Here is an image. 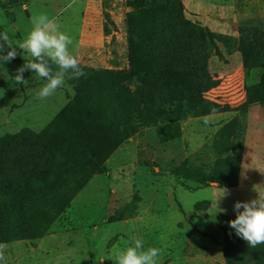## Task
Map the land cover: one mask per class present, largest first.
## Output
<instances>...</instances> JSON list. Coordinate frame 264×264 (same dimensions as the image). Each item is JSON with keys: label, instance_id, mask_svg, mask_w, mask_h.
<instances>
[{"label": "rangeland", "instance_id": "1", "mask_svg": "<svg viewBox=\"0 0 264 264\" xmlns=\"http://www.w3.org/2000/svg\"><path fill=\"white\" fill-rule=\"evenodd\" d=\"M166 1L0 0V31L22 42L32 17L45 14L73 39L70 51L85 73L40 99L46 81L35 73L26 70L23 85L10 78L30 59L23 50L0 62V137L47 130L53 155L30 159L42 148L30 138L3 155L7 264H114L110 258L133 237L162 250L158 264H228L225 254L254 264L228 221L235 202L264 192V0H181L184 18L206 36L213 86L198 100L150 72L168 47L150 24L169 17ZM76 95L122 134L109 155L87 130L56 122ZM35 163L49 175L32 178ZM244 169L241 184L257 194L223 186L238 185ZM222 189L228 194L218 200Z\"/></svg>", "mask_w": 264, "mask_h": 264}, {"label": "trees", "instance_id": "2", "mask_svg": "<svg viewBox=\"0 0 264 264\" xmlns=\"http://www.w3.org/2000/svg\"><path fill=\"white\" fill-rule=\"evenodd\" d=\"M164 7V8H163ZM164 13L169 16H163L155 19L151 18L152 33L161 35L165 38V45L167 50L165 56L159 66L150 72L156 75L155 79L159 83L169 85H180L185 89L192 99L199 98V95L207 91L213 86L211 75L207 69V52H206V36L203 32L198 31L196 27L184 18L182 12L181 0H167L163 6ZM151 12V11H150ZM180 38L181 43L172 45L167 38ZM180 66V72L172 73L169 67ZM168 68V69H166ZM123 73V72H122ZM56 122L63 123L70 129L75 127H82L87 130L91 138L97 141L101 146V153L109 155L122 142V134L111 127L112 123L98 122L94 119L90 108L87 107L86 102H83L81 96L76 95L69 99L65 108L60 112L56 118ZM46 132L34 134L29 130H23L19 134H4L0 137V175L3 172L2 158L4 154L10 152L11 146L21 139H31L33 141L30 145H40L42 148L35 154L29 153L30 159H44V154L53 156L49 153L52 148L46 144ZM24 142V141H20ZM25 143V142H24ZM20 167L24 165L18 155ZM30 169L32 178H43L49 175L48 171L39 173L35 168ZM1 177V176H0ZM238 183L237 179L224 183L223 186L234 187ZM199 203H195L197 208ZM220 221V220H219ZM218 221V222H219ZM242 240V239H240ZM236 251L240 252V246H237ZM254 264H264V244H260L255 248L250 247ZM227 253V252H226ZM228 264H234L231 257L225 254Z\"/></svg>", "mask_w": 264, "mask_h": 264}, {"label": "clouds", "instance_id": "3", "mask_svg": "<svg viewBox=\"0 0 264 264\" xmlns=\"http://www.w3.org/2000/svg\"><path fill=\"white\" fill-rule=\"evenodd\" d=\"M32 27L22 42L15 43L7 31H0V62H10L17 56V47L30 59L10 77L14 84H26L23 73L30 70L46 81L37 92L40 99H46L62 87L65 79H77L85 73L70 46L73 39L60 31L55 19L45 14L32 17ZM5 49H7L5 54ZM207 123V121H205ZM228 194L222 189L218 200ZM217 200V201H218ZM217 204V203H216ZM218 211H224L218 209ZM235 218L228 225L249 247L264 244V192L247 202L237 201L233 205ZM7 243H0V264H7ZM162 250L155 246L145 247L143 238L133 237L128 246L116 251L110 258L114 264H158Z\"/></svg>", "mask_w": 264, "mask_h": 264}, {"label": "crops", "instance_id": "4", "mask_svg": "<svg viewBox=\"0 0 264 264\" xmlns=\"http://www.w3.org/2000/svg\"><path fill=\"white\" fill-rule=\"evenodd\" d=\"M258 148H261V146L258 144L257 145V149ZM258 153V155H259V152H257ZM260 168H261V170H263V173H264V166L262 165V166H260ZM245 173H247V171L244 169V170H241V172H240V175H239V184L237 185V186H234L233 188H236V189H241L243 192H245V193H247L248 191H250V190H252V191H254L253 189H251L250 187H247V186H245V185H243V184H241V182H242V178L244 177V174ZM253 176V175H252ZM254 177V176H253ZM254 194H257V193H255V191H254ZM196 203V202H195ZM194 203V204H195ZM212 205H214V203L212 204Z\"/></svg>", "mask_w": 264, "mask_h": 264}]
</instances>
